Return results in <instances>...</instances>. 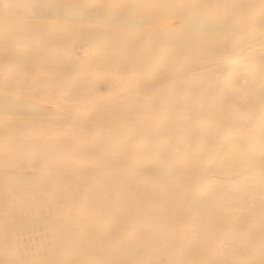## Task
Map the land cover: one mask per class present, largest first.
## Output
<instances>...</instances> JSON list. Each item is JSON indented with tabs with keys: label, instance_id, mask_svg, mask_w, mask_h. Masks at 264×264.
Masks as SVG:
<instances>
[{
	"label": "rangeland",
	"instance_id": "obj_1",
	"mask_svg": "<svg viewBox=\"0 0 264 264\" xmlns=\"http://www.w3.org/2000/svg\"><path fill=\"white\" fill-rule=\"evenodd\" d=\"M21 1L0 0V264H264V0Z\"/></svg>",
	"mask_w": 264,
	"mask_h": 264
},
{
	"label": "bare ground",
	"instance_id": "obj_2",
	"mask_svg": "<svg viewBox=\"0 0 264 264\" xmlns=\"http://www.w3.org/2000/svg\"><path fill=\"white\" fill-rule=\"evenodd\" d=\"M23 1V0H22ZM21 1V2H22ZM26 1V0H25ZM30 1L31 0H28L27 3H25L26 5L24 6H27L28 7V10L30 9ZM23 4V3H21ZM12 5H15V6H20V3L18 1H12ZM48 7V6H47ZM49 8V7H48ZM103 8V9H102ZM102 8H97V12L95 14H93L91 17H95L97 19V17H101V18H104L103 21H106V22H120L121 19L120 16L119 18H116L114 20H112L110 17V13L108 14V10L102 6ZM1 9V8H0ZM106 9V10H105ZM72 11H74L73 9H71ZM105 10V11H104ZM30 11H33V9H31ZM107 11V12H106ZM55 12V11H54ZM121 12V11H120ZM124 13V12H123ZM13 14V13H12ZM66 14V13H65ZM69 14V13H68ZM128 14V13H127ZM118 16V15H117ZM129 16V15H128ZM129 18V17H128ZM127 20H130L131 18H129ZM93 20V19H92ZM123 20V19H122ZM132 20V19H131ZM182 21H184V26L187 27V28H190V29H193V30H213V29H216L218 26L216 25H210L204 18L198 16V15H193V14H187V15H184V17L182 19H180ZM126 21V20H125ZM108 24V23H106ZM2 103V102H1ZM5 103V102H4ZM7 103V102H6ZM9 106L13 107V108H18V109H23V108H28L30 107V105L28 104H20V105H16L14 103H10V101L7 103ZM30 104V103H29ZM32 105V103H31ZM10 108V107H9ZM16 111V110H15ZM110 252V251H109ZM113 252H116V250H114Z\"/></svg>",
	"mask_w": 264,
	"mask_h": 264
}]
</instances>
